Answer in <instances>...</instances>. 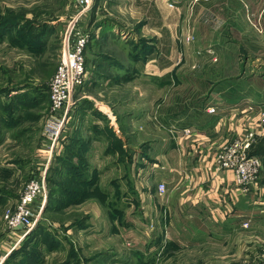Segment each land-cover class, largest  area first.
Masks as SVG:
<instances>
[{"label": "rangeland", "instance_id": "rangeland-1", "mask_svg": "<svg viewBox=\"0 0 264 264\" xmlns=\"http://www.w3.org/2000/svg\"><path fill=\"white\" fill-rule=\"evenodd\" d=\"M74 1L0 0V22L8 16L16 18L20 15L34 22L36 27L47 24L54 28L47 43L40 47L36 55L10 43L8 38H14L16 33H0V40L3 39L0 41V89L18 87L17 90H23L10 91L17 93L14 97L13 93L12 96L0 94V194H7L0 198V264H264V232L261 231L254 236L247 232L239 236L234 234L228 240L224 237L223 241L194 240L182 233V225L161 234V226L157 223L159 210L154 206L145 208L144 203L130 205V196L122 178L123 163L117 165L112 159L97 157L102 155V146H91L89 139L82 135L81 141L84 145L88 142V146L82 150L77 148L76 156L79 162L81 156L87 160L90 157L92 163L83 162L89 167L92 165V168L93 163L99 165L103 169L101 177L91 173L88 177L82 175L80 183L76 181L79 186L76 182L75 185L66 184L67 179L61 174L62 160L68 159L75 165L79 162L67 156L65 136H59L52 151L50 149V159L46 160L50 144L45 136V127L53 114L49 86L59 63ZM108 1L101 2L98 7L94 5L95 0H91L89 9L77 24V33L90 35L87 47L95 38L91 30L92 19L117 9ZM261 1L198 0L191 4L185 0L182 5L175 0L137 1L148 6L162 4L159 11L164 15L165 24L159 25V33L165 36L171 31L176 32L178 44H185L193 53L194 65H186L182 58L178 68L170 72L172 78L169 81L164 78L162 82H145L139 76L128 82L115 81L111 74L102 79L99 76L101 82L95 86L86 85L88 88L83 86L74 92L66 106V122L76 124L78 114L70 112L84 95L93 100L82 101L84 103L80 105L88 103L91 107L95 101L99 107L95 109L112 107L123 139L128 137V149L124 148L121 136L117 138L121 143L116 146L117 162L131 152L134 161L141 152L152 155L158 147L156 141L165 136L154 124L156 114L170 115L162 113L169 109H244L246 130L247 126L258 124L264 105V43H255L253 36L255 32L262 33L260 22L263 16L258 13L264 7V1ZM135 7L140 9L139 5ZM33 12L37 16L36 21L32 20ZM135 26L139 25L128 17V37H142L146 42L153 40L152 35H146L147 38L142 36ZM209 46L217 47V53ZM87 47L86 80L87 77L90 79L94 70L100 75L107 72L101 62L95 66L96 54L124 59L125 52L107 39L95 47L93 43L90 50ZM180 53L181 50L176 57ZM24 85L31 89L26 95ZM3 109H12V115L21 117L9 130L1 128V118L5 117ZM147 142L152 143L150 153L144 149ZM254 147L264 149V135L255 141ZM41 166L47 168L45 195L34 205L35 224L26 232L12 231L7 228L4 216L15 209L25 184ZM137 169L134 166L131 168L134 185H146V181L141 179V171ZM3 170L10 171L12 175ZM113 179L116 181L110 186ZM98 180L105 191L98 192ZM152 182L155 183V180L151 179L149 184L152 185ZM73 190L74 193L67 198L62 193ZM76 190L80 191L79 195ZM43 201V209L36 210ZM154 201V205H158L159 201ZM74 225L80 228L75 229Z\"/></svg>", "mask_w": 264, "mask_h": 264}, {"label": "crops", "instance_id": "crops-1", "mask_svg": "<svg viewBox=\"0 0 264 264\" xmlns=\"http://www.w3.org/2000/svg\"><path fill=\"white\" fill-rule=\"evenodd\" d=\"M137 1L139 0H109V4H114L117 9L112 11L110 7L112 13L108 10V15L105 13L102 15L95 14L98 17L95 20L92 19L91 24L95 38L87 48L90 50L93 43L95 47L102 40L107 39L114 46L118 45L121 52H125V55L124 59L121 60L104 54V57L102 54H96L94 57L95 66L101 64L107 72L105 75H100L98 71H92L91 77L89 75L90 79L87 77L84 89L88 88L86 85L91 87L101 82L98 77L100 76L102 79L106 74H111V78L113 77L115 81L128 82V47L131 43H141L140 49L143 47L142 37H128V17L133 23L139 25L135 28L142 33V36L146 38L148 37L146 35L153 36L151 38L153 40L150 42L143 40L146 47L152 48V52L150 54L146 52L144 59L140 54L139 60L134 64V69L139 71L135 73L134 80L139 76L138 78H144L145 82H150V80L162 82L164 78L169 81V78H172L170 72H174V69L178 68L182 58H184L186 65H194L193 53H190L185 44H178L176 32H169L170 36L159 33V25L164 26L165 24L164 15L159 11L162 4L157 3L148 6L149 4L143 5ZM140 1L143 2L144 0ZM184 1L175 0L179 5H182ZM197 1L189 0L191 4ZM101 2H106V0H101ZM101 2L95 0L94 5L100 7ZM137 5L140 6V9L135 7ZM258 13L263 16V21L260 22L262 33L260 31L259 33L255 32L253 41L264 43V7L258 10ZM153 24L156 27H153ZM215 46L219 47L216 44ZM215 46L209 47L216 52L218 49L217 47L215 49ZM169 50L171 51L170 54H166ZM180 50L182 51L181 55L176 57ZM256 56L258 55H255V58L259 59ZM102 72L104 73V71ZM20 91L23 90H13L14 93ZM13 92L8 95L12 96L11 93ZM14 93L13 97L17 95ZM28 93L29 91H26L25 95ZM79 100L70 112V114H73V111L78 114V121L75 125L73 122L67 123V128L62 133L66 140L65 147L69 148L66 152L67 156H72L75 162H79L76 149L86 148L88 142L87 145H81L79 144L81 140L74 136L80 138L82 135L89 139L91 146H102V155L97 157L102 160L104 157L108 160L112 159L117 165L123 163L124 174L122 178L125 181V187H127L126 192L130 196L128 199L130 205L144 203L145 208L154 206L156 210H159L160 219L157 223L161 226V234L167 229L173 231L181 225L183 227L182 233L192 236L197 241H220L224 237L228 240L234 234L239 236L247 232L254 236L256 232H264V157H260L262 163L260 179L253 191L246 195L240 193L235 186L231 171L219 174L214 172V161L220 145L232 141L246 131L244 109H215L214 114H209L208 109H169L162 113H171L170 115L161 114L158 116L156 114L154 124L165 134L156 141L157 149L150 156L141 152L136 161H134L135 157L131 152L130 161H128V154H125L126 157L118 159L117 162V138L121 136L123 139V137L116 123V117L111 111L112 107L110 109H95L96 104H98L95 101L91 107L87 102H85L87 104L80 105V103H84L82 101L91 102L93 100L92 97L85 95L81 96ZM85 105L87 106L85 107ZM97 108L99 107L97 106ZM163 121H166L165 124ZM257 125L259 123L249 125L247 129H260L262 130L260 136L263 137L264 126L259 127ZM185 131L188 133L185 134ZM75 140L79 143L73 144ZM123 141L124 148L128 149L126 147L128 137L124 138ZM148 141L153 142V140ZM150 142L144 144L146 145L144 149H147L148 153L152 151V143ZM81 161L92 163L90 157L87 160L81 156ZM132 166L138 167L137 171H141V179L146 181V185H134L131 178ZM102 171L103 169L94 163L93 168L92 165L89 167L84 163L83 169L79 165H75L74 162H65L61 166L62 177L67 179L68 183L66 184L68 186L69 180H71L70 185H75L72 177L77 176L79 178L81 172H84L87 177L91 173L101 177ZM115 179L110 181V186L116 181ZM151 179L155 180L152 185L149 184ZM161 183L165 186V192L162 195L157 193V185ZM77 184L78 182H76ZM64 188L67 190V187ZM98 190V192L105 191L100 183ZM72 192L74 190L62 191L63 194ZM76 192L80 191L76 190ZM154 200L159 201L158 205H154ZM244 223H247L248 230L243 228ZM249 238L252 239L253 237Z\"/></svg>", "mask_w": 264, "mask_h": 264}, {"label": "built area", "instance_id": "built-area-1", "mask_svg": "<svg viewBox=\"0 0 264 264\" xmlns=\"http://www.w3.org/2000/svg\"><path fill=\"white\" fill-rule=\"evenodd\" d=\"M91 5V0H75L73 10L68 18L62 42V51L58 66L49 86V100L52 116L45 127V136L50 144L48 161L51 157L52 147L59 136L67 128L68 109L66 106L72 100L74 92L83 87L86 82L85 50L89 43L90 35L77 33V24ZM86 11V12H85ZM85 12V13H84ZM73 38V40H72ZM259 127L264 126V105L262 106ZM209 114L215 113V108L208 109ZM262 130L249 128L242 135L230 142L220 145L214 161L216 174L231 171L234 176V184L243 195L249 194L255 188L262 171L261 159L251 156L250 151L255 141L260 137ZM185 134L188 131L184 132ZM46 166L39 167L36 174L32 175L22 190L15 209L5 214L4 219L8 229L12 231H28L36 221L34 205L39 198L45 195ZM159 194L165 192L164 184L157 185ZM44 201L35 209L41 211ZM36 213V211H35ZM247 223L243 227H247Z\"/></svg>", "mask_w": 264, "mask_h": 264}, {"label": "trees", "instance_id": "trees-1", "mask_svg": "<svg viewBox=\"0 0 264 264\" xmlns=\"http://www.w3.org/2000/svg\"><path fill=\"white\" fill-rule=\"evenodd\" d=\"M28 12V11H27ZM27 12L21 14L24 15ZM34 17H32L34 21H36L35 19L37 18L36 14L33 12ZM26 17L22 16L20 17V15H18L16 18L15 17H6V20H3L0 22V33L2 34H6L9 32H13L16 33V36L14 38H11L8 40L10 41V43L17 47L20 50H24L29 52L30 54L36 55L38 54V50L40 49V47H44L45 44L47 43V39L50 36L51 31L53 26L51 25H40L38 27H36L34 25V22L28 21L27 19H25ZM26 21H28L29 23H26ZM54 29V28H53ZM11 30H15V31H11ZM7 36H5V39ZM2 38V37H0ZM0 41H3L0 40ZM142 42V49H140V45L141 43H131L130 46L128 47V80H132L135 77V73L137 72L134 69V64L139 60L140 58V54L142 55V58L144 59L146 56V52L148 54H150L152 52V48L150 46L146 47L145 42ZM138 73V72H137ZM18 87L15 88H10V90L8 89H0V94L2 93H7L10 94V91L12 90H17ZM24 89L26 91H31V89H29L28 85H24ZM5 111V117L1 118V128L2 129H6L9 130L12 128V126L17 122L21 120L20 116H14L13 114V110L12 109H3ZM78 140H81L80 138L75 137ZM79 141L75 140L73 144H78ZM81 145H84L83 141H80ZM120 142L117 140V146H120ZM67 150H69V148H67ZM250 155L251 156H258L259 158L262 156L264 157V149H255V147L253 146V148L250 151ZM125 156V155H124ZM131 160V154L128 155V161ZM65 162H68L67 160H62L61 166L65 164ZM80 167H84V162L81 161L79 163ZM3 172H5L6 174H11L10 171H5L3 170ZM82 175H85L87 177V175L84 172L80 173L79 178L77 176H73L72 180L73 182L79 181L82 177ZM69 183H71V180H69ZM72 193H65L63 195H65V198H67L66 196H68L69 194H73ZM77 195L80 194V192H76ZM7 195V194H6ZM6 195H1L0 194V198H4L6 197ZM68 203V202H67ZM116 210V209H114ZM118 211V209L116 210ZM115 211V214H117V212ZM118 214H120L118 212ZM113 217V215H111ZM74 227H76L75 229L80 228V226L77 227V225H74Z\"/></svg>", "mask_w": 264, "mask_h": 264}]
</instances>
